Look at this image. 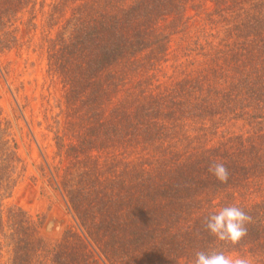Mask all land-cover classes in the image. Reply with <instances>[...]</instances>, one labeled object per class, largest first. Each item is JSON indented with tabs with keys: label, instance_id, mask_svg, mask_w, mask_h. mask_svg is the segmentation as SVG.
<instances>
[{
	"label": "trees",
	"instance_id": "1",
	"mask_svg": "<svg viewBox=\"0 0 264 264\" xmlns=\"http://www.w3.org/2000/svg\"><path fill=\"white\" fill-rule=\"evenodd\" d=\"M192 1L0 0V56L23 46V13L50 7L48 72L75 119L69 143L56 135L67 165L52 175L78 223L49 242L41 222L5 209L24 164L0 108V259L3 238L7 264H192L196 250L221 247L204 218L236 204L252 222L239 247L223 250L264 264V0H212L207 16L225 39L198 51V67L170 84L147 75L111 106L109 87L123 77L103 80L125 60L144 73L166 61L171 33L161 23L182 26ZM237 123L246 131L231 132ZM217 161L229 170L227 184L209 172Z\"/></svg>",
	"mask_w": 264,
	"mask_h": 264
},
{
	"label": "rangeland",
	"instance_id": "2",
	"mask_svg": "<svg viewBox=\"0 0 264 264\" xmlns=\"http://www.w3.org/2000/svg\"><path fill=\"white\" fill-rule=\"evenodd\" d=\"M213 9L212 0H193L181 18L182 26L173 23V18L162 21V27L171 33L168 57L149 72L130 68L133 60L122 61L109 69L103 76L104 81L110 75L123 77L120 87H109L110 105H115L127 90L147 75L156 86L170 84L182 73L194 71L199 65L195 62L204 59V56L197 55L198 51L205 53L211 49L209 45L219 46L225 39L224 28L212 24L207 16ZM49 12L50 7L46 5L42 8L38 4L34 10L29 9L20 16L17 27L23 46L0 56V108L3 118L11 123L24 164V171L19 174L11 197L4 201L5 209L11 206L22 208L35 222H41L46 240L55 242L69 228L78 229V223L65 198L56 189L52 175H61L67 165L66 155L59 151L56 135L69 143L70 136L64 134L67 133L68 123L75 119L73 113L66 112L62 84L48 72L45 39L55 35V29L51 30L47 24ZM34 15L37 28L30 26ZM196 44H199V50L190 54L188 50L194 49ZM137 60L141 57L134 59ZM228 128L231 132L246 131L241 123ZM216 140L217 137L213 138L214 142ZM138 157L139 153L130 152L125 156L128 160ZM1 243L0 264H7L8 241L2 238Z\"/></svg>",
	"mask_w": 264,
	"mask_h": 264
},
{
	"label": "clouds",
	"instance_id": "3",
	"mask_svg": "<svg viewBox=\"0 0 264 264\" xmlns=\"http://www.w3.org/2000/svg\"><path fill=\"white\" fill-rule=\"evenodd\" d=\"M209 172L220 184L228 183L229 170L224 163L213 162L209 166ZM251 222L252 217L236 204L209 213L203 220V229L219 242L221 247L196 250L192 264H252L248 256L223 250L228 247H239L248 235V225Z\"/></svg>",
	"mask_w": 264,
	"mask_h": 264
},
{
	"label": "water",
	"instance_id": "4",
	"mask_svg": "<svg viewBox=\"0 0 264 264\" xmlns=\"http://www.w3.org/2000/svg\"><path fill=\"white\" fill-rule=\"evenodd\" d=\"M50 226H51V223L48 225V228L47 229H49Z\"/></svg>",
	"mask_w": 264,
	"mask_h": 264
}]
</instances>
